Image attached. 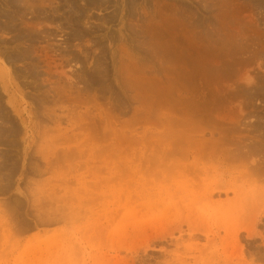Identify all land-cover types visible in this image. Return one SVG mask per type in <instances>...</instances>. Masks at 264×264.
Wrapping results in <instances>:
<instances>
[{"label":"rangeland","instance_id":"rangeland-1","mask_svg":"<svg viewBox=\"0 0 264 264\" xmlns=\"http://www.w3.org/2000/svg\"><path fill=\"white\" fill-rule=\"evenodd\" d=\"M42 1L23 43L0 31V62L41 63L5 62L0 81V264H264V52L222 75L192 66L223 17L258 20L264 41V11Z\"/></svg>","mask_w":264,"mask_h":264},{"label":"bare ground","instance_id":"bare-ground-1","mask_svg":"<svg viewBox=\"0 0 264 264\" xmlns=\"http://www.w3.org/2000/svg\"><path fill=\"white\" fill-rule=\"evenodd\" d=\"M31 0H4V5L7 9H10L12 14H9V12L6 14L5 13V9L2 11H0V31L3 32V34H12V33H15V39H14V42L13 43H20L22 42L24 39H28V37L31 35V28L26 24V21H25V18H27V14H28V5L27 3H30ZM34 1V0H32ZM36 1V0H35ZM45 0H43L42 2L44 3ZM229 1V6H230V9L231 8H234L233 10H237V7H243L241 10L243 9H247V10H260V11H264V0H228ZM3 2V1H2ZM40 3V7L43 6V3ZM48 2V1H47ZM45 4V3H44ZM39 6V5H38ZM58 7V6H57ZM39 9L38 7H34V5H32V10L34 11L35 9ZM44 8V7H43ZM47 8V7H46ZM30 9V7H29ZM42 9V8H41ZM40 10V9H39ZM36 13L38 14V17H40L39 15H44V10H40ZM37 11V10H35ZM46 11V10H45ZM57 11V10H56ZM25 12H27V14H25ZM31 12V11H30ZM35 13V12H33ZM32 13V14H33ZM9 14V15H8ZM55 14V13H54ZM57 14V12H56ZM61 14V13H60ZM24 15L26 17H24ZM29 15V14H28ZM35 15V14H33ZM32 16V15H31ZM226 16V15H225ZM229 16V15H228ZM234 15H231L229 17L226 16L223 17V19H220V23H217L219 24L218 26H209V28L205 31L208 32V34L206 33V36L203 34V32L201 33V35L203 34V37L201 36V44H202V48L201 50H194L192 55L193 57H195L197 59V62L198 64L195 65L193 62V64L195 65H192L193 67H198L197 69L199 68H204V69H209L211 71H214L216 74H224L227 70H230V69H236L237 71H239L241 68H245V67H248L249 64V61L247 60V62H245V58L244 56H247V58L249 57V55H253V56H256V58H258V55L262 54L264 52V41L263 39L261 40V37L263 38V36H261L260 34V29L257 28L258 24L257 21L255 20H252V19H249L247 21H244L243 19L239 18L238 16H235L233 17ZM46 18V16H44ZM36 18V17H35ZM80 18V17H79ZM78 18V19H79ZM31 19V18H30ZM33 19V17H32ZM39 19H42L41 17ZM38 19V21H39ZM197 20V19H196ZM260 20V19H259ZM33 21V20H32ZM42 21V20H40ZM45 21V20H43ZM79 21V20H77ZM207 20H205L206 22ZM35 22V20H34ZM81 22V21H80ZM204 22V21H203ZM29 23V22H28ZM32 23V22H31ZM262 23V22H261ZM260 23V24H261ZM206 24V23H205ZM215 24V23H214ZM82 25V24H81ZM264 25V24H263ZM79 26V25H78ZM262 26V25H261ZM194 29H195V26H193ZM200 26H198L199 28ZM192 28V27H190ZM197 28V26H196ZM197 28V29H198ZM203 28V27H202ZM201 28V29H202ZM264 28V26H263ZM36 29V28H35ZM189 29V27H188ZM187 29L186 32H189ZM176 30V29H175ZM190 30V29H189ZM203 31V30H201ZM185 32V34H186ZM199 32H196L194 34H197ZM263 34V33H262ZM49 35V34H48ZM73 35V34H72ZM195 36V35H194ZM31 37V36H30ZM187 36L185 35V37L183 38L184 40H186ZM193 37V36H192ZM10 38V37H9ZM189 40L191 39L190 37H188ZM194 38V37H193ZM196 38L198 39V36H196ZM26 39V40H27ZM195 39V38H194ZM77 40V39H76ZM199 40V39H198ZM25 41V40H24ZM188 41V40H186ZM191 43L194 41L190 40ZM11 42V41H10ZM30 42V41H29ZM23 43V42H22ZM31 43V42H30ZM198 44V42H196ZM195 44V41L193 44L192 47L195 48L194 45H197ZM23 45V44H22ZM198 46V45H197ZM17 47V46H16ZM24 47V45H23ZM25 49V48H24ZM21 52H15L14 54L12 55H6V54H3V58L5 61L2 60V62H0V81L2 80L1 77H4V76H8L9 75V72L4 68V65L7 67V63L8 64H14L18 61L20 62H24V61H28V64H30V66L32 67V69L30 70L31 71V74L34 76V75H38L39 73L35 72V70H39V68L41 67V63L39 62V60H37L38 58L35 57V53L32 52L31 49H25V50H20ZM182 51V50H181ZM2 52V51H1ZM0 52V53H1ZM4 53V52H3ZM179 53V52H178ZM88 55V54H87ZM181 55V54H180ZM184 55V53H183ZM70 56V55H69ZM177 57V56H176ZM179 57V56H178ZM177 57V58H178ZM181 57V56H180ZM188 57V56H187ZM187 57L185 58L183 56V58H185L187 60ZM189 58V57H188ZM250 58V57H249ZM253 58V57H252ZM179 59V58H178ZM182 59V58H181ZM184 59V60H185ZM244 60V61H243ZM263 60V59H262ZM192 61V60H191ZM254 61V60H253ZM259 61V60H258ZM7 62V63H5ZM22 62V63H23ZM178 62V61H177ZM185 62V61H184ZM251 62V61H250ZM2 63H3V66H2ZM51 63V62H50ZM253 63V62H252ZM25 64V62H24ZM52 64V63H51ZM49 65V64H48ZM202 67H200V66ZM50 67V66H49ZM52 67V66H51ZM12 68V67H11ZM24 68V67H23ZM14 70V69H13ZM12 70V71H13ZM51 70V69H50ZM29 71V72H30ZM40 71V70H39ZM15 72V71H14ZM27 71V73H29ZM19 73V72H18ZM17 74V72H16ZM15 74V75H16ZM21 74V73H19ZM30 74V75H31ZM17 76V75H16ZM29 76V75H28ZM31 77V76H30ZM26 78V77H25ZM246 81H249L247 82L246 84V88L250 87L251 86V80H247ZM245 81V82H246ZM2 82V81H1ZM2 85H4V83H2ZM8 86V85H7ZM6 87V86H4ZM3 87V89H4ZM254 87V86H253ZM243 88V87H242ZM252 88V87H251ZM257 88V87H256ZM260 88V87H259ZM249 89V88H248ZM6 90V89H5ZM241 90V88H240ZM244 90V88L242 89ZM263 90V88H262ZM255 92V91H254ZM258 92H260L258 90ZM257 92V93H258ZM234 93V92H233ZM236 93V92H235ZM246 93V92H245ZM248 93V92H247ZM260 93H263V92H260ZM232 94V93H231ZM240 94V93H239ZM243 94V93H242ZM241 94V95H242ZM259 94V93H258ZM237 95V94H236ZM255 95V94H254ZM252 95V96H254ZM264 95V94H263ZM246 96V95H244ZM250 96V95H249ZM252 96L250 98H252ZM259 96V95H258ZM239 97V95H238ZM237 98V97H235ZM234 98V99H235ZM230 99H233L232 97ZM247 99V97H246ZM258 99V98H257ZM227 100V99H226ZM180 125V123L178 124ZM179 135V134H178ZM193 146V145H192ZM257 146V145H256ZM203 147V146H202ZM213 147V146H212ZM246 147V146H245ZM244 147V149H245ZM259 147V145H258ZM227 148V147H226ZM248 150L250 149V147H247ZM229 149V148H227ZM242 149V148H241ZM243 149V150H244ZM256 150L260 151V147L259 148H256ZM240 150V149H238ZM252 150V149H250ZM253 151V150H252ZM251 151V152H252ZM257 151V152H258ZM231 152V151H230ZM241 152V151H240ZM239 152V153H240ZM249 152V153H251ZM256 152V151H255ZM228 153V152H227ZM260 153V152H259ZM258 153V154H259ZM245 154V153H243ZM253 154V152H252ZM257 154V153H256ZM235 155V154H234ZM246 155H248L246 153ZM240 156V155H239ZM238 156V157H239ZM259 156V155H257ZM249 157V156H248ZM240 158V157H239ZM233 159V158H232ZM235 160V159H234ZM198 162V161H197ZM235 162V161H234ZM241 162V161H240ZM262 162V161H260ZM259 162V163H260ZM240 164V163H239ZM237 163V165H239ZM260 165V164H259ZM174 166V165H173ZM259 169V168H258ZM262 169V168H261ZM177 170V168H176ZM172 172V170H171ZM255 172V171H254ZM258 172V171H257ZM255 174V173H254ZM170 176V175H169ZM172 176V175H171ZM256 176V175H255ZM252 177V175H251ZM261 177V175H260ZM167 178V177H166ZM194 178V177H192ZM168 179V178H167ZM171 179V178H170ZM191 179V178H190ZM195 179V178H194ZM189 180V179H188ZM264 180V179H263ZM190 181V180H189ZM185 182V181H184ZM188 182V181H187ZM200 182V181H199ZM261 182V181H260ZM247 183V182H246ZM263 183V182H261ZM187 184V183H185ZM191 184V183H190ZM200 185V184H199ZM248 186V184L246 185ZM191 187V186H190ZM196 188V187H195ZM212 190V189H211ZM242 191V190H241ZM209 196V195H208ZM208 200V199H207ZM209 202V200H208ZM226 204V203H225ZM231 204V203H230ZM222 207V205H221ZM235 207V206H234ZM223 208V207H222ZM237 209V208H236ZM223 210V209H222ZM227 210H228V207H227ZM233 210V209H232ZM231 210V211H232ZM220 211V210H219ZM218 211V212H219ZM229 211V210H228ZM237 210H235L236 212ZM224 212V211H223ZM234 212V214H235ZM251 212V210H250ZM6 213V212H5ZM254 213V212H253ZM251 214V213H250ZM1 215V214H0ZM154 216V214H152ZM230 215V214H229ZM254 215V214H253ZM6 216V215H4ZM13 216V215H12ZM234 216V215H232ZM240 216V215H239ZM255 216V215H254ZM253 216V218H254ZM9 217V216H6V218ZM231 217V216H230ZM229 217V218H230ZM242 217V216H241ZM240 217V218H241ZM11 219V218H10ZM235 218H233L234 220ZM8 220V219H7ZM12 220V219H11ZM11 220H8L11 222ZM227 220V219H226ZM229 220V219H228ZM227 220V221H228ZM232 220V219H231ZM251 220V218H250ZM6 222V221H5ZM221 222V221H220ZM8 223V222H7ZM5 224V223H4ZM230 224V223H229ZM10 226V225H9ZM239 226V225H238ZM16 227V226H15ZM225 227V226H224ZM228 227V226H227ZM251 227V226H250ZM230 228V227H229ZM12 229V228H11ZM10 229V230H11ZM178 228H175L174 230H176ZM237 229V228H236ZM17 230V229H16ZM253 230V229H252ZM13 231V230H12ZM177 231V230H176ZM201 231V230H200ZM251 231V230H249ZM248 231V232H249ZM10 232V231H9ZM174 232V231H173ZM228 232L229 229H228ZM236 232V231H235ZM246 232H247V229H246ZM237 233V232H236ZM235 233V234H236ZM231 235V234H230ZM249 235V234H248ZM228 236V235H227ZM234 236V235H233ZM236 236V235H235ZM238 236V235H237ZM251 236V235H250ZM228 242V241H227ZM224 244V243H223ZM234 244V243H233ZM236 244V243H235ZM209 246V245H208ZM216 246V245H215ZM225 248V247H223ZM204 251V250H203ZM208 253V252H207ZM228 253V252H227ZM219 254V253H218ZM226 254V253H224ZM201 255H203L201 253ZM215 255V254H214ZM222 255V254H221ZM212 256V255H210ZM216 256V255H215ZM226 256V255H225ZM219 257V256H218ZM214 258H217L214 257ZM213 258V259H214ZM223 258V256H222ZM221 258V259H222ZM205 259V258H204ZM220 259V258H219ZM217 258V260H219ZM224 259V258H223ZM231 259H233L231 257ZM196 260V259H195ZM198 260V259H197ZM208 260H211L210 258ZM224 261V260H223ZM232 261V260H231ZM207 262V261H206ZM211 262V261H210ZM214 262V261H213ZM227 262V261H226ZM225 262V263H226ZM217 263V261H216ZM222 263V262H221ZM230 263V262H229ZM232 263V262H231ZM230 263V264H231ZM160 264V263H159ZM203 264V263H202ZM211 264V263H210ZM219 264V263H218Z\"/></svg>","mask_w":264,"mask_h":264}]
</instances>
